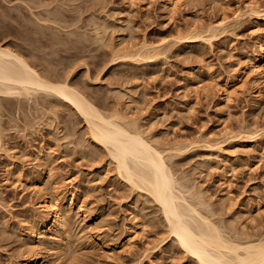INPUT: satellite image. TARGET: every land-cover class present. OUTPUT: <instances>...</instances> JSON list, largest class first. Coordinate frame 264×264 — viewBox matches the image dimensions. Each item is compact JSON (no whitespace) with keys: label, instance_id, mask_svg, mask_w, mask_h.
<instances>
[{"label":"rangeland","instance_id":"obj_1","mask_svg":"<svg viewBox=\"0 0 264 264\" xmlns=\"http://www.w3.org/2000/svg\"><path fill=\"white\" fill-rule=\"evenodd\" d=\"M34 1L0 0V43L41 73L67 75L103 111L137 120L160 146L185 144L168 164L186 199H200L202 213L241 237L264 238V83L257 95L247 72L237 77L248 51L264 42V20L245 5L264 13V0H189L174 12L166 0ZM235 8L245 12L239 20L232 19ZM223 17L210 43L182 46L175 38ZM143 40L156 47L153 57H122ZM225 79L238 87L228 100L216 84ZM44 95L0 97V264L25 254L30 216L41 214L37 190L50 196L54 180L73 198L57 253L47 234L37 238L44 264H195L166 237L151 195L117 175L80 114ZM248 129L260 132L250 146L217 153L207 146L229 130ZM136 223L143 229L127 240Z\"/></svg>","mask_w":264,"mask_h":264},{"label":"bare ground","instance_id":"obj_2","mask_svg":"<svg viewBox=\"0 0 264 264\" xmlns=\"http://www.w3.org/2000/svg\"><path fill=\"white\" fill-rule=\"evenodd\" d=\"M185 1L189 0H166L170 12H174L177 6ZM245 8L248 15L251 14L256 19L264 20V13H260L254 3H248ZM56 14L55 12V17ZM244 14L245 12H240L235 8L232 19L239 20ZM225 21L223 17L219 21L209 22L206 26L190 28V30L183 31L184 33H179L175 38L181 42L182 46L198 42L210 43L211 39L216 36L214 30ZM30 40L29 38V42ZM135 46L129 49L123 47L122 57L149 58L156 54L154 52L156 47L146 40ZM257 47L258 52L254 49L248 51L247 68H241L237 77L241 79L242 74L247 72L246 75L251 76L252 85L258 95L260 86L264 83V42H259ZM19 52L20 50L16 51L0 43V97H12V95L17 98L19 96L30 97L32 94L44 92L45 95L55 96L74 108L84 120L92 141L106 151V155L115 166L117 175L129 185L145 190L158 204L168 233L166 237L172 236L176 246L190 256L195 264H264L263 237L248 238L247 234L244 238L241 237L238 231H232L234 228L228 225L230 223L224 225L220 221L223 223L220 224L218 220L211 219L209 215L197 208L196 205L202 203L199 199L200 195L196 202H190L184 196L180 188L185 185L178 182L168 160L177 153L185 151V144L176 142L168 147L160 146L155 140V134H147L137 120H126L127 117L124 118L118 111H103L80 89L75 88L66 78L67 75L64 77L41 73L35 64L29 62L22 52ZM216 84L221 86L219 90L227 100L238 88L235 84L232 85L233 87L226 86L228 84L226 79L224 83L217 81ZM258 131V129H248L233 133L229 130L226 132L229 134L225 139L218 141L212 138L207 146L213 151L212 153L229 148L250 146L258 139L260 134ZM52 174L53 172H50V175ZM41 176H43V167L37 169V174L32 176V181L28 183V186L37 188L34 181ZM60 182L61 180L53 181V193L50 196L38 188L37 191L41 198L37 207L41 214L30 216V223L27 226L30 235L28 247L16 264H44L40 247L37 244V238L42 234H47L50 241L57 246L54 250L56 253L66 239L65 221L67 218L64 214V207L71 205L73 194L66 198L61 195L60 184H58ZM141 225L140 223L132 225L126 235L127 240L132 238V234L143 229Z\"/></svg>","mask_w":264,"mask_h":264}]
</instances>
